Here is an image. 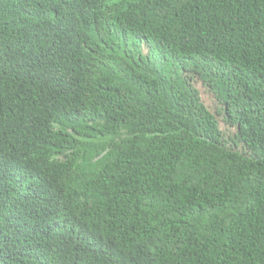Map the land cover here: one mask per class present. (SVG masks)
Segmentation results:
<instances>
[{"label":"trees","instance_id":"1","mask_svg":"<svg viewBox=\"0 0 264 264\" xmlns=\"http://www.w3.org/2000/svg\"><path fill=\"white\" fill-rule=\"evenodd\" d=\"M0 264H264V0H0Z\"/></svg>","mask_w":264,"mask_h":264}]
</instances>
